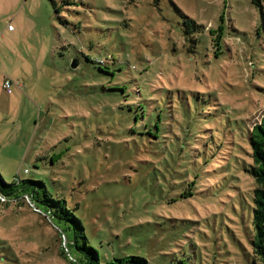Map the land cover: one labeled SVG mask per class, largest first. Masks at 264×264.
Instances as JSON below:
<instances>
[{"label": "rangeland", "instance_id": "374dc122", "mask_svg": "<svg viewBox=\"0 0 264 264\" xmlns=\"http://www.w3.org/2000/svg\"><path fill=\"white\" fill-rule=\"evenodd\" d=\"M53 2L0 0V75L39 112L0 101V176L21 181L0 190V264H91L48 203L100 261L251 264L264 0Z\"/></svg>", "mask_w": 264, "mask_h": 264}, {"label": "trees", "instance_id": "16d2710c", "mask_svg": "<svg viewBox=\"0 0 264 264\" xmlns=\"http://www.w3.org/2000/svg\"><path fill=\"white\" fill-rule=\"evenodd\" d=\"M53 4V0H50ZM252 4L255 5L260 11L261 16L263 14V7L261 4V0H252ZM263 18H261V21ZM263 24V22H261ZM199 26H196L198 29ZM9 80V79H8ZM11 82V81H10ZM11 82V89H12ZM245 141H247V146L249 149V163L243 165V172L248 176V178L253 182V188L247 190L249 192V207H250V217H251V231L249 237V243L251 246V264H264V116L262 117L259 123H255L251 129L246 128L245 133ZM36 183H39L36 181ZM193 182H190V186ZM5 185L0 176V190L2 192L15 193L17 192L15 186L21 184L20 180H15L10 185H5V187L10 188L11 190H4L1 186ZM188 186V189H184L180 191L181 198L185 199L187 197H191L194 195L192 189ZM15 189V190H14ZM45 197H47L46 191H43ZM32 193L33 199L35 198L36 191L33 189L30 191ZM51 197V196H50ZM42 201V200H40ZM53 203L57 201L52 199ZM169 203L176 202V199H172L168 201ZM49 208V215L56 219L60 224L63 225V232L71 233L73 243L79 252L85 254L90 260L91 264H146L142 260V258L134 257V256H122L116 257L100 261L99 255L97 251L90 247L85 236L83 234V226L78 219H73L71 213H68L66 209L61 206L58 209H55L51 204H45V207ZM74 221L80 227H75V224H71L70 222ZM98 261V262H97Z\"/></svg>", "mask_w": 264, "mask_h": 264}, {"label": "crops", "instance_id": "0c3cea01", "mask_svg": "<svg viewBox=\"0 0 264 264\" xmlns=\"http://www.w3.org/2000/svg\"><path fill=\"white\" fill-rule=\"evenodd\" d=\"M4 79H7L5 76L0 75V101L1 99L6 100V107L4 110V115L12 119L14 118H21V117H29V119H34V117L39 116V112L36 111V106L34 102L30 101L26 94L22 93L21 85H17L16 87L18 90L11 93H6L3 88L2 84L4 82ZM13 88V87H12ZM2 104H0L1 107ZM29 115V116H27ZM19 118V119H20ZM35 122V120H34ZM34 124V123H33Z\"/></svg>", "mask_w": 264, "mask_h": 264}, {"label": "built area", "instance_id": "2783aa9c", "mask_svg": "<svg viewBox=\"0 0 264 264\" xmlns=\"http://www.w3.org/2000/svg\"><path fill=\"white\" fill-rule=\"evenodd\" d=\"M11 26H8V30H11ZM2 88L6 93H11V82L8 79H4V82L2 84Z\"/></svg>", "mask_w": 264, "mask_h": 264}, {"label": "water", "instance_id": "95a60500", "mask_svg": "<svg viewBox=\"0 0 264 264\" xmlns=\"http://www.w3.org/2000/svg\"><path fill=\"white\" fill-rule=\"evenodd\" d=\"M76 65H77V63H76L75 61H72L71 64H70V67H71V68H75Z\"/></svg>", "mask_w": 264, "mask_h": 264}]
</instances>
